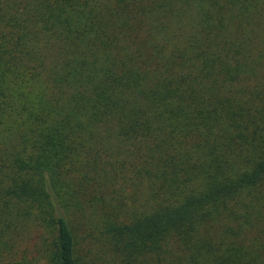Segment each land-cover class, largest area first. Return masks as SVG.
Listing matches in <instances>:
<instances>
[{
  "label": "trees",
  "instance_id": "16d2710c",
  "mask_svg": "<svg viewBox=\"0 0 264 264\" xmlns=\"http://www.w3.org/2000/svg\"><path fill=\"white\" fill-rule=\"evenodd\" d=\"M0 264H264V0H0Z\"/></svg>",
  "mask_w": 264,
  "mask_h": 264
}]
</instances>
